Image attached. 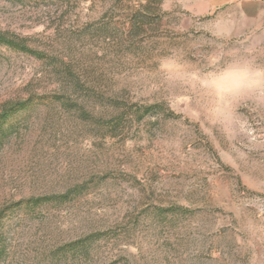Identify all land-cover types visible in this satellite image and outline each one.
<instances>
[{"label":"rangeland","instance_id":"1","mask_svg":"<svg viewBox=\"0 0 264 264\" xmlns=\"http://www.w3.org/2000/svg\"><path fill=\"white\" fill-rule=\"evenodd\" d=\"M0 30L43 53L0 45V110L33 94L76 107H39L0 152V205L81 186L12 227L17 261L264 264V23L251 0H0ZM110 102L157 109L111 136L95 122ZM92 234L82 258L48 260Z\"/></svg>","mask_w":264,"mask_h":264},{"label":"trees","instance_id":"2","mask_svg":"<svg viewBox=\"0 0 264 264\" xmlns=\"http://www.w3.org/2000/svg\"><path fill=\"white\" fill-rule=\"evenodd\" d=\"M160 2L152 5L146 3L134 12L130 24L138 27L146 23L145 18L152 13L159 12ZM0 45L6 46L9 49L27 52L38 57H42L43 53L33 49L26 40L17 36L11 35L8 32L0 30ZM61 82L65 87L75 92L79 91L81 85L79 82L70 77L71 68L63 67L61 71ZM70 74V75H69ZM69 75V76H68ZM92 98L96 102L104 100L100 96L87 95V99ZM64 106L68 110H76V107L63 95H30L23 100H14L5 103L0 110V152L11 143L12 139L19 136L23 130V126L28 121V116L35 112L41 106L51 105ZM106 106H111L113 112L112 117L106 121L96 120L98 128L109 130L111 136H117L121 131L132 126L134 121L141 122L147 115H152L156 112L157 106L150 105L133 109L127 103H106ZM110 108V107H108ZM80 110V109H79ZM85 119H89L90 114L85 109L81 110ZM108 134V133H107ZM81 191V186L74 187L63 194H48L40 196H31L29 198L5 201L0 205V264H22L17 261L13 248V239L11 237V229L13 226L20 223L23 218H40L38 210L48 206H56L67 203L72 200ZM99 238L98 234H92L82 238L74 243L59 247L53 251L48 260L51 263L62 262L69 258H82L84 254L88 253L92 244Z\"/></svg>","mask_w":264,"mask_h":264},{"label":"crops","instance_id":"3","mask_svg":"<svg viewBox=\"0 0 264 264\" xmlns=\"http://www.w3.org/2000/svg\"><path fill=\"white\" fill-rule=\"evenodd\" d=\"M251 17L264 23V0H251Z\"/></svg>","mask_w":264,"mask_h":264},{"label":"clouds","instance_id":"4","mask_svg":"<svg viewBox=\"0 0 264 264\" xmlns=\"http://www.w3.org/2000/svg\"><path fill=\"white\" fill-rule=\"evenodd\" d=\"M251 71L249 68H244V72L248 73ZM255 75L259 78L255 81L257 85H260L261 83H264V70H255Z\"/></svg>","mask_w":264,"mask_h":264}]
</instances>
